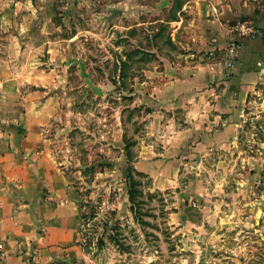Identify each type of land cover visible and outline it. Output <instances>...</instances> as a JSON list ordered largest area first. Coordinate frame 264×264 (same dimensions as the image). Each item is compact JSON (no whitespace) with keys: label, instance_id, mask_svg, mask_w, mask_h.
Segmentation results:
<instances>
[{"label":"rangeland","instance_id":"374dc122","mask_svg":"<svg viewBox=\"0 0 264 264\" xmlns=\"http://www.w3.org/2000/svg\"><path fill=\"white\" fill-rule=\"evenodd\" d=\"M28 2L30 36L46 47L17 66L46 106L49 148L80 210L71 264H264V160L201 169L169 157L154 127L165 111L154 88L193 51L190 1ZM241 172L257 176L245 209L233 192Z\"/></svg>","mask_w":264,"mask_h":264},{"label":"crops","instance_id":"0c3cea01","mask_svg":"<svg viewBox=\"0 0 264 264\" xmlns=\"http://www.w3.org/2000/svg\"><path fill=\"white\" fill-rule=\"evenodd\" d=\"M189 1L193 51L177 68L179 76L154 88L156 106L165 110L154 124L157 137L169 157L196 160L201 169L210 160L221 167L230 156L250 164L263 161L264 0ZM28 5V0H0V117L18 120L0 131V264H71L81 254L80 210L49 148L46 106L27 90L26 68L17 66L27 56L38 59L46 47L45 40L30 36L38 32L26 22ZM247 21L262 37H241L237 26ZM236 40L240 58L227 69L225 50ZM240 176L234 200L245 209L257 202L250 197L255 191L250 178L257 176ZM222 216L230 222V215Z\"/></svg>","mask_w":264,"mask_h":264},{"label":"built area","instance_id":"2783aa9c","mask_svg":"<svg viewBox=\"0 0 264 264\" xmlns=\"http://www.w3.org/2000/svg\"><path fill=\"white\" fill-rule=\"evenodd\" d=\"M237 31L240 33L241 37L248 38L251 40L258 39L262 37L263 32L259 29L252 21L244 22L237 26ZM241 45L238 43H232L229 45L225 54L224 66L227 69H234L240 58ZM10 124L6 120L0 118V131L8 127Z\"/></svg>","mask_w":264,"mask_h":264}]
</instances>
